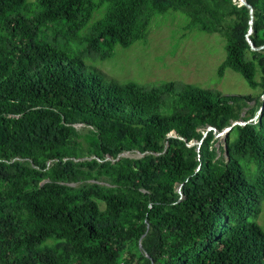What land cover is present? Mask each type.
Instances as JSON below:
<instances>
[{
    "label": "trees",
    "instance_id": "1",
    "mask_svg": "<svg viewBox=\"0 0 264 264\" xmlns=\"http://www.w3.org/2000/svg\"><path fill=\"white\" fill-rule=\"evenodd\" d=\"M247 3L0 0V264H264V118L243 115L262 103L119 83L82 57L181 12L224 38L219 76L264 95V0Z\"/></svg>",
    "mask_w": 264,
    "mask_h": 264
},
{
    "label": "rangeland",
    "instance_id": "2",
    "mask_svg": "<svg viewBox=\"0 0 264 264\" xmlns=\"http://www.w3.org/2000/svg\"><path fill=\"white\" fill-rule=\"evenodd\" d=\"M101 16V13H97L95 19ZM187 24V17L181 12L157 14L146 40L128 48L116 47L106 59L93 52H83L82 43L76 45L71 42L67 45L76 49L78 54L84 53L82 57L87 66L100 70L119 83L136 82L146 89L160 86L161 83H174L177 90L182 86L195 85L226 95H252L262 104L249 103L243 115L254 112L251 120L254 123L263 119L264 95L260 88L251 87L241 74L232 69L219 76V68L226 58L224 38L220 34L187 30ZM53 36L54 33L50 39ZM257 80H260V74ZM214 146L218 147V144ZM124 157L137 159L142 155L134 152L126 153ZM99 205L102 210L105 208L103 202H99ZM261 208L256 221L264 230V199Z\"/></svg>",
    "mask_w": 264,
    "mask_h": 264
},
{
    "label": "water",
    "instance_id": "3",
    "mask_svg": "<svg viewBox=\"0 0 264 264\" xmlns=\"http://www.w3.org/2000/svg\"><path fill=\"white\" fill-rule=\"evenodd\" d=\"M240 2H241V4L242 5H245V6H248L249 8H250V10H251V14H253V8H252V6L251 5H249L248 3H247V0H240ZM253 24V15H252V20H251V25ZM251 31V33H252V29L250 30ZM249 41H250V45L252 46V49L253 50H258L257 48H255V46H254V44H253V42L249 39ZM264 47H261L260 49H263ZM244 124V123H243ZM236 125V124H235ZM232 130V128H228V129H226L222 134H220L219 136H223V135H226V134H228L230 131ZM144 237V236H143ZM140 248L141 249H143V246L142 245H140Z\"/></svg>",
    "mask_w": 264,
    "mask_h": 264
},
{
    "label": "built area",
    "instance_id": "4",
    "mask_svg": "<svg viewBox=\"0 0 264 264\" xmlns=\"http://www.w3.org/2000/svg\"><path fill=\"white\" fill-rule=\"evenodd\" d=\"M121 264H125V263H121Z\"/></svg>",
    "mask_w": 264,
    "mask_h": 264
}]
</instances>
